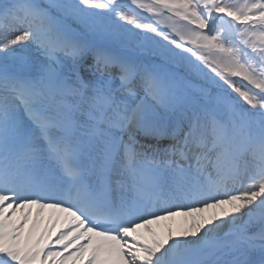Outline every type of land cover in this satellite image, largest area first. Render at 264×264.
I'll return each instance as SVG.
<instances>
[{"label":"snow or ice","instance_id":"6c2138e0","mask_svg":"<svg viewBox=\"0 0 264 264\" xmlns=\"http://www.w3.org/2000/svg\"><path fill=\"white\" fill-rule=\"evenodd\" d=\"M0 264H264V0H0Z\"/></svg>","mask_w":264,"mask_h":264},{"label":"rangeland","instance_id":"374dc122","mask_svg":"<svg viewBox=\"0 0 264 264\" xmlns=\"http://www.w3.org/2000/svg\"><path fill=\"white\" fill-rule=\"evenodd\" d=\"M171 22L168 21L166 18L165 19H162L161 20V23H160V28L161 29H165L166 31L168 30V25L170 24Z\"/></svg>","mask_w":264,"mask_h":264},{"label":"bare ground","instance_id":"6f19581e","mask_svg":"<svg viewBox=\"0 0 264 264\" xmlns=\"http://www.w3.org/2000/svg\"><path fill=\"white\" fill-rule=\"evenodd\" d=\"M183 218H177V224L179 225L182 222Z\"/></svg>","mask_w":264,"mask_h":264}]
</instances>
